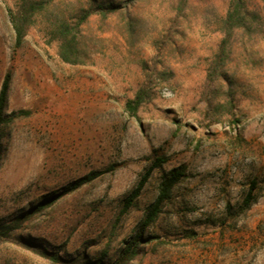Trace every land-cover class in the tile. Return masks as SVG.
<instances>
[{
  "label": "rangeland",
  "instance_id": "1",
  "mask_svg": "<svg viewBox=\"0 0 264 264\" xmlns=\"http://www.w3.org/2000/svg\"><path fill=\"white\" fill-rule=\"evenodd\" d=\"M11 1L0 0V86L10 72L7 112L30 113L0 128V223L91 171L113 170L0 239V264H51L40 249L113 261L138 231L163 173L179 165L185 177L127 264H264V35L234 39L229 115L224 88L205 86L227 0H190L180 14L175 0H116L127 2L119 12L81 26L73 63L60 59L43 26L71 19L84 0H52L17 49ZM142 86L147 99L131 116L124 103ZM154 155L166 162L117 223ZM252 181L255 201L242 211Z\"/></svg>",
  "mask_w": 264,
  "mask_h": 264
},
{
  "label": "trees",
  "instance_id": "2",
  "mask_svg": "<svg viewBox=\"0 0 264 264\" xmlns=\"http://www.w3.org/2000/svg\"><path fill=\"white\" fill-rule=\"evenodd\" d=\"M263 7L259 8V3H250L248 0H227L224 15L220 19L219 34L220 39L216 48V52L209 64L206 75V87L208 92L214 88H224V106L227 113L231 115V109L234 108L233 100L235 91L233 88L234 78L228 74L227 64L232 49V44L238 33L247 35L263 34L264 35V0ZM52 0H12L11 5L7 6V16L10 26L14 34V48H19L27 35L31 26H33L38 16L47 10L52 4ZM190 0H175V10L180 14L189 5ZM127 2H124L126 4ZM85 7L79 13L71 17H54L43 26L46 35L52 37L58 44L59 57L63 62L73 63L77 61L79 54L78 42L81 33V26L93 15L107 17L124 6L120 1L116 0H84ZM11 80L10 72H7L0 86V128L15 119L27 116L30 112L27 110H19L17 112H7V97ZM148 96L147 89L142 86L136 90L133 97L124 103L125 111L134 116L138 108L146 101ZM166 162L164 156L154 155L149 165L141 174L135 186L127 193L121 202V208L116 218L118 223L120 218L135 207L137 198L139 197L145 184L148 182L151 174L156 169H161ZM106 170L91 171L88 174L74 180L67 187L58 193H52L45 197L42 201L33 206L22 216L14 219L9 223H0V239L10 238L17 231L23 222L28 220L33 214L38 213L49 205L56 202L65 194L73 192L81 186L90 183L107 171ZM185 177V169L179 165L171 168L163 173L157 187L155 199L144 209L143 217L139 225V229L133 237L124 243L118 256L111 262H105L103 258L92 259L86 254H80L71 258H65L58 253L48 251L46 249L37 250L38 255L51 264H127L138 253L139 245L147 242L148 239L143 237L144 230L151 225L162 212L164 204L171 198L172 190L182 178ZM255 187L254 181L245 194L241 202V210L249 209L255 198L252 194ZM103 256H106L105 254Z\"/></svg>",
  "mask_w": 264,
  "mask_h": 264
}]
</instances>
